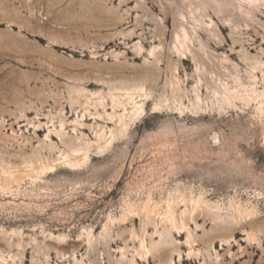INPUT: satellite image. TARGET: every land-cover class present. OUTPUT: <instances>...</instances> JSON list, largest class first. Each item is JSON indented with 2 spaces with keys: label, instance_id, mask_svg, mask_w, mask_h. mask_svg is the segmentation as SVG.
<instances>
[{
  "label": "rangeland",
  "instance_id": "rangeland-1",
  "mask_svg": "<svg viewBox=\"0 0 264 264\" xmlns=\"http://www.w3.org/2000/svg\"><path fill=\"white\" fill-rule=\"evenodd\" d=\"M0 264H264V0H0Z\"/></svg>",
  "mask_w": 264,
  "mask_h": 264
}]
</instances>
